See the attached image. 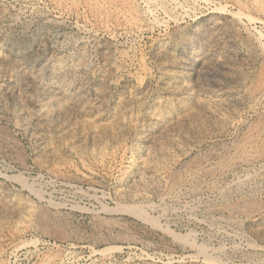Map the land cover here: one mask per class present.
<instances>
[{"label": "rangeland", "instance_id": "1", "mask_svg": "<svg viewBox=\"0 0 264 264\" xmlns=\"http://www.w3.org/2000/svg\"><path fill=\"white\" fill-rule=\"evenodd\" d=\"M0 264H264V0H0Z\"/></svg>", "mask_w": 264, "mask_h": 264}, {"label": "bare ground", "instance_id": "2", "mask_svg": "<svg viewBox=\"0 0 264 264\" xmlns=\"http://www.w3.org/2000/svg\"><path fill=\"white\" fill-rule=\"evenodd\" d=\"M111 222V221H110ZM48 225V224H47Z\"/></svg>", "mask_w": 264, "mask_h": 264}]
</instances>
